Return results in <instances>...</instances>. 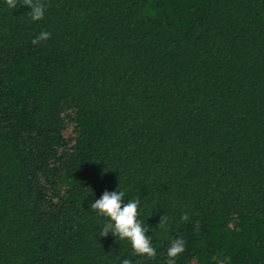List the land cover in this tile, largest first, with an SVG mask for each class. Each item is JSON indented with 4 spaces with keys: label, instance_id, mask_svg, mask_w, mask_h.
I'll return each mask as SVG.
<instances>
[{
    "label": "trees",
    "instance_id": "1",
    "mask_svg": "<svg viewBox=\"0 0 264 264\" xmlns=\"http://www.w3.org/2000/svg\"><path fill=\"white\" fill-rule=\"evenodd\" d=\"M40 2L0 0V264H264V0Z\"/></svg>",
    "mask_w": 264,
    "mask_h": 264
},
{
    "label": "clouds",
    "instance_id": "2",
    "mask_svg": "<svg viewBox=\"0 0 264 264\" xmlns=\"http://www.w3.org/2000/svg\"><path fill=\"white\" fill-rule=\"evenodd\" d=\"M6 4L10 9L17 8V0H6ZM23 5L30 6L29 16L33 21H40L45 15V5L40 0H23ZM51 33L42 31L35 39L33 44L50 39ZM139 199H129L125 202L123 191L105 190L99 199L91 204V208L97 211L98 215L109 218L105 223L101 236H107L112 233L121 240L127 239L132 246L133 251L138 256L155 258L156 249L152 246L151 236L146 233L149 231L138 220V208L140 207ZM187 221L188 216L182 217ZM167 215L161 216L158 226L167 223ZM185 251V241L183 238H177L167 249V264H175V260ZM122 264H131L129 259H124Z\"/></svg>",
    "mask_w": 264,
    "mask_h": 264
}]
</instances>
